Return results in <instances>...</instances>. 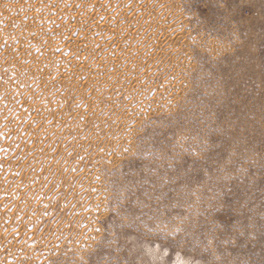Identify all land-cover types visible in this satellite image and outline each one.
Returning a JSON list of instances; mask_svg holds the SVG:
<instances>
[{"label": "rangeland", "instance_id": "rangeland-1", "mask_svg": "<svg viewBox=\"0 0 264 264\" xmlns=\"http://www.w3.org/2000/svg\"><path fill=\"white\" fill-rule=\"evenodd\" d=\"M24 1L0 0V264H264V0H139L167 9L139 22L150 54L83 97L66 82L110 46L53 53L57 30L136 24L99 17L107 0Z\"/></svg>", "mask_w": 264, "mask_h": 264}, {"label": "bare ground", "instance_id": "bare-ground-1", "mask_svg": "<svg viewBox=\"0 0 264 264\" xmlns=\"http://www.w3.org/2000/svg\"><path fill=\"white\" fill-rule=\"evenodd\" d=\"M104 1V0H103ZM138 1L139 0H135V1H131L128 5H125V2H123L124 3V5H122V6H120V7H117L118 6V3L119 2H122V0H107L106 1V3L104 2V6H101L103 9H102V11H101V15L99 16V17H102V18H107L108 20L109 19H117L118 18V16L115 18V16H112V11H114V12H117V14L118 13H122L123 14V16H126L127 18H129L134 24H136V26L138 27V26H140L139 25V22L143 19V18H146V16H148V15H153V14H155V19H154V26L156 27V29L157 30H155V32L157 31H159V29L160 28H162L164 25H165V22H164V18H162L161 16H162V13L164 12V10H167V9H164L165 7H162L161 5H157V6H152V5H150L151 7H139V3H138ZM154 1V0H153ZM23 2H25L24 0H23ZM159 2V1H158ZM30 3V2H29ZM28 3V4H29ZM90 3V2H89ZM91 3H92V1H91ZM91 3H90V5H91ZM95 3H97V2H95L94 1V6H91V7H93V8H95L96 6V4ZM126 3H128V2H126ZM138 3V4H137ZM78 4V3H77ZM87 4V3H86ZM85 4V5H86ZM98 4L99 5H101V0H99L98 1ZM98 4H97V6H98ZM143 3H141V5H142ZM159 4V3H158ZM161 4V3H160ZM89 5V4H88ZM92 5H93V3H92ZM103 5V4H102ZM140 5V6H141ZM80 7V6H79ZM83 9H85V8H87V7H82ZM89 8H90V6H89ZM169 8V7H168ZM79 9H81V8H79ZM88 9V8H87ZM86 9V10H87ZM114 9V10H113ZM171 9V8H170ZM50 10V9H49ZM60 10V9H59ZM90 10V9H89ZM92 10V9H91ZM96 8H95V12H96ZM25 11V10H24ZM80 11V10H79ZM171 11V10H170ZM83 12V11H82ZM87 12V11H86ZM97 12H100L99 10L97 11ZM96 12V13H97ZM111 12V15L110 16H108V14ZM114 12H113V14H114ZM168 12V11H167ZM26 13V12H25ZM58 13V12H57ZM85 12H83V14H84ZM96 13H93L94 15H96ZM166 13V12H165ZM79 14H80V12H79ZM86 14V13H85ZM92 14V13H91ZM90 14V15H91ZM92 14V15H93ZM100 14V13H99ZM166 14H168V13H166ZM57 15V14H56ZM69 15H70V13L68 12V11H63V9H62V11H59V13H58V17H60V18H62L63 16H68L69 17ZM87 15H89L88 13H87ZM87 15H83L82 16V14H81V16H80V18H79V22L80 23H84V21L87 19L86 18V16ZM93 15V16H94ZM115 15V14H114ZM119 15V14H118ZM161 15V16H160ZM164 15V14H163ZM62 16V17H61ZM71 16V15H70ZM92 16V17H93ZM96 16H94V18H95ZM122 17V16H121ZM152 17V16H151ZM164 17V16H163ZM166 17V16H165ZM183 17V16H182ZM49 18V17H48ZM47 18V19H48ZM56 18V17H55ZM55 18H52L51 20H55V21H57ZM71 18V17H70ZM102 18H101V20H102ZM105 18H104V20H105ZM152 18H154V16L152 17ZM89 19H91V16L89 17ZM106 19V20H107ZM176 19H178V17L176 18ZM50 20V19H49ZM68 20H69V18H68ZM129 20V21H130ZM166 20V19H165ZM171 20V19H170ZM48 21V20H47ZM61 21V20H60ZM70 21H73V20H70ZM91 21V20H90ZM117 21H119L118 19L115 21L116 23H117ZM121 21H123V20H121ZM145 21V20H144ZM143 21V22H144ZM174 22H175V19L173 20ZM51 22V21H50ZM63 22V21H62ZM75 22V21H74ZM104 22V21H103ZM110 22H112L111 20H110ZM115 22H114V24H115ZM146 22V21H145ZM166 22H168V20L166 21ZM57 22H55V24H56ZM59 23V22H58ZM78 23V22H77ZM76 23V24H77ZM105 24H106V22H104ZM108 23H109V21H108ZM121 23V22H120ZM119 23V24H120ZM128 23V22H127ZM133 23H132V25H133ZM152 23V24H153ZM169 23V22H168ZM178 23V22H177ZM176 23V24H177ZM69 24V23H68ZM86 24V23H85ZM122 24H123V22H122ZM126 24V23H125ZM125 24H123V25H125ZM147 24H148V22H147ZM171 24V23H170ZM40 25V24H39ZM49 25L51 26H53V22H52V24H50L49 23ZM63 25V24H62ZM78 25H79V23H78ZM110 25V24H109ZM112 25V24H111ZM131 25V24H130ZM143 25V24H142ZM46 25L44 24V27H45ZM51 26V27H52ZM63 26H65V25H63ZM67 26V25H66ZM62 27L61 29H59V30H57L58 29V25H57V31L62 35L63 34V36L62 37H57L58 39L57 40H59V41H56L57 43H55L54 45V47L52 48V52L53 51H55V52H57L58 50V48H65L66 46H68L67 44H69V43H71L70 41L71 40H73V41H75V39H77L78 38V41L76 40V44H78V47H79V49L78 50H81V52L82 51H85V50H87V49H89V47H90V44H91V39H93V37H94V39L96 38V40H93L94 42L93 43H95V42H98V43H100V45H104V42H106V45H108V47L110 46V48H109V50H107L108 51V54H107V57H105V59H103V60H100L101 59V57H100V61H98V59H96L95 60V56H93L92 58H94V60L95 61H93V62H89L88 61V63H90V64H85L86 66L85 67H83V70L81 69V72H74V77L72 78V79H69L66 83V85H67V89L69 90V91H75V92H77V94L79 95V93L82 95V97H83V95H86L85 93H86V91L84 90V89H86V88H84V89H78L77 88V86H78V84H79V82H84V83H88V82H90L94 77H101V78H105L106 76V78H108V76H113V77H121L122 76V73H125L124 71H129V67L128 66H136L137 65V62H138V64L140 63V62H142L143 61V57H145L146 55L148 56V54H150L149 53V51H150V48L148 47L147 49H144L145 47L143 46L142 47V34H143V32H142V34L140 33V31H141V29H139V27L138 28H136V26H133V29L132 30H129V28H128V30H127V28H126V30L124 31V32H122V33H119L118 35L117 34H115L116 36H114L113 34V36L114 37H111V35H109L110 37H106L105 35H101V36H99L98 35V33L96 34V32L93 30V29H89V28H85V30H83L81 33L82 34H80V36H74V34H71L70 33V30H69V27L71 26L72 27V25H68L67 27ZM113 26V25H112ZM111 26V27H112ZM116 26V25H115ZM120 25H118V27H119ZM146 25L144 24V27H145ZM150 26V25H149ZM151 26H153V25H151ZM175 26V25H174ZM38 27V26H37ZM47 27H48V25H47ZM47 27H45V28H47ZM104 27H105V25H104ZM121 27H123V26H121ZM120 27V28H121ZM124 27H123V29H124ZM131 27V26H130ZM143 27V29L145 30V28ZM166 27V26H165ZM40 28V27H39ZM41 28H42V26H41ZM56 28V27H55ZM60 28V27H59ZM105 28H107L108 29V27H107V25H106V27ZM104 28V29H105ZM147 28V27H146ZM178 28V27H177ZM43 29V28H42ZM48 29H50V27L48 28ZM54 29V28H53ZM52 28H51V30H53ZM70 29H72V28H70ZM97 29V28H96ZM122 29V30H123ZM169 29V31L171 30V28H167V30ZM45 30V29H44ZM101 30V29H100ZM118 30H119V28H118ZM151 30H152V28H151ZM154 30V29H153ZM174 30V29H173ZM36 30L34 29V31L33 32H35ZM56 31V32H57ZM106 31V30H105ZM143 31V30H142ZM54 32H55V30H54ZM53 33L52 35H51V33L52 32H50V35L51 36H54V38H55V36H56V34L57 33ZM103 32V31H102ZM117 32V31H116ZM166 32V31H165ZM181 32V31H180ZM179 32V33H180ZM31 33V32H30ZM47 33H49V32H47ZM46 33V34H47ZM100 33V32H99ZM106 33V32H105ZM104 33V34H105ZM154 33V32H153ZM170 33V32H169ZM177 33V32H176ZM34 34V33H33ZM59 34V35H60ZM111 34V33H110ZM140 34H141V36L142 37H140ZM148 34H150V32L148 33ZM158 34V33H157ZM157 34H153V36H155V35H157ZM165 34V33H164ZM37 35V34H36ZM145 35V34H144ZM32 36V35H31ZM41 36H42V34H41ZM159 36H160V34H159ZM46 37V36H45ZM45 37H43L42 39H44ZM140 37V38H139ZM146 37H147V35H146ZM149 37H150V35H149ZM170 37V36H169ZM176 37V36H175ZM51 38V37H50ZM165 38V37H164ZM171 38L172 37H170V39L169 40H171ZM56 39V38H55ZM149 39V38H148ZM147 39V40H148ZM159 39V38H158ZM166 39V38H165ZM165 39H164V41H165ZM173 39H175V38H173ZM184 39V38H183ZM144 40V39H143ZM149 40H152V36H151V39H149ZM178 40V39H177ZM31 41V40H30ZM45 41V40H44ZM154 41H155V39H154ZM154 41L152 42V43H154ZM159 41V40H158ZM181 41V40H180ZM133 42V43H132ZM144 42V41H143ZM157 42V41H156ZM102 43V44H101ZM108 43V44H107ZM145 43H147V41L145 42ZM186 43V42H185ZM132 44V45H131ZM136 45L135 47L133 46V45ZM144 44V43H143ZM151 44V43H150ZM157 44H158V42H157ZM156 44V45H157ZM159 44H161V43H159ZM41 45V44H40ZM40 45H38L37 44V46H40ZM93 45V44H92ZM149 45V44H148ZM152 46V45H151ZM159 46V45H158ZM167 46V45H166ZM173 46V45H172ZM33 47V46H32ZM42 47H43V45H42ZM46 47V46H45ZM77 47V48H78ZM104 47V46H103ZM106 47V46H105ZM114 47H117V48H119V49H127L124 53H127V52H132V54H131V56L133 57V54L134 53H137L138 54V57H136V58H134L133 57V59L131 60V59H127V60H124V58H123V56H122V58L123 59H121V54H120V57H117V49L115 48L114 49ZM162 47V46H161ZM187 47V46H186ZM33 48H35V47H33ZM38 48H41V47H38ZM91 48V47H90ZM100 48H101V46H100ZM107 48V47H106ZM155 48V47H154ZM92 49H93V46H92ZM157 49V48H156ZM159 49V48H158ZM32 50V49H31ZM43 50V49H42ZM48 50V49H47ZM57 50V51H56ZM61 50V49H60ZM90 50V49H89ZM89 50H87V51H89ZM100 50V49H99ZM105 50V49H104ZM170 50V49H169ZM174 50V49H173ZM33 51V50H32ZM37 51V50H36ZM46 51V50H45ZM106 51V52H107ZM152 51V50H151ZM154 51V50H153ZM155 51H157V50H155ZM159 51H161L160 49H159ZM18 52V51H17ZM40 52H42V51H40ZM78 52V51H77ZM76 52V53H77ZM90 52V51H89ZM102 52V51H101ZM101 52L99 51V54H100V56H101ZM43 53V52H42ZM54 53V52H53ZM80 53V52H79ZM83 53V52H82ZM105 53V52H104ZM130 53H129V55H130ZM152 53H154V52H152ZM155 53H157V52H155ZM160 53V52H159ZM20 54V53H19ZM84 54V53H83ZM82 54V55H83ZM86 54V53H85ZM43 55V54H42ZM97 55V54H96ZM106 55V54H105ZM105 55H102V56H105ZM156 55V54H155ZM164 55V54H163ZM70 56V55H69ZM92 56V55H91ZM125 56V55H124ZM128 56V55H127ZM159 56H160V54H159ZM165 56V55H164ZM167 56V55H166ZM73 58V61L72 62H74L75 60L77 61V62H79V60L80 59H82L83 58V56H82V58H81V55H75V56H70V57H68V58ZM126 57V56H125ZM127 58V57H126ZM140 58V59H139ZM162 58H163V56H162ZM175 57H173V59H174ZM139 59V60H138ZM48 59H46V61H47ZM69 60V59H68ZM153 61V60H152ZM161 61V60H160ZM144 62H146V61H144ZM47 63V62H46ZM52 63H55V62H52ZM148 63V62H147ZM153 63H155L154 61H153ZM152 63V64H153ZM134 64H136V65H134ZM149 64V63H148ZM151 64V65H152ZM162 64V63H161ZM30 65V64H29ZM33 65V64H32ZM32 65H30V66H32ZM51 65V64H50ZM142 65V64H141ZM26 66H28V65H26ZM30 66H28V68H30ZM49 66V65H48ZM100 66H102L103 68L102 69H100ZM139 66V65H138ZM137 66V67H138ZM146 66V65H145ZM144 66V67H145ZM153 66V65H152ZM35 67V66H34ZM74 67V66H73ZM126 67H128V70H126ZM140 67V66H139ZM18 68V67H17ZM27 67H25V69H26ZM32 68H33V66H32ZM61 68V67H60ZM72 68V67H71ZM122 68H125L124 69V71L122 72ZM141 68V67H140ZM185 68V67H184ZM21 69V68H20ZM25 69H24V71H25ZM65 69V68H64ZM76 69V68H75ZM135 69V68H134ZM145 69V68H144ZM143 69V70H144ZM147 69V68H146ZM19 70V69H18ZM22 70V69H21ZM30 70V69H29ZM171 70V69H170ZM183 70V69H182ZM24 71H23V73H24ZM28 70L26 69V72H27ZM32 71V70H31ZM68 71V70H67ZM66 71V72H67ZM72 71H77V70H72ZM146 71H148V70H146ZM176 71V70H175ZM25 72V73H26ZM29 72V71H28ZM50 73V72H49ZM63 73H64V71L62 70V69H60L59 70V72L57 73H54V75H63ZM128 73V72H127ZM126 73V74H127ZM145 73V72H144ZM146 73H148V72H146ZM150 73V72H149ZM177 73V72H176ZM153 74V73H152ZM159 74V73H158ZM163 74V73H162ZM53 75V73H52V75H49V76H47V78H49V79H51V77H53L54 76ZM125 75V74H124ZM179 75V74H178ZM64 76V75H63ZM131 76V75H130ZM133 76V75H132ZM144 76V75H143ZM46 77V76H45ZM58 77V76H57ZM57 77H56V79H57ZM47 78H46V80H47ZM60 78V77H59ZM110 78V77H109ZM117 78V79H118ZM137 78L138 79H141V78H139L138 76H137ZM134 79V80H132L131 81V83H132V85H136L138 82H140L138 79ZM147 78V77H146ZM112 79H114V78H112ZM120 79V78H119ZM128 79H130V78H128ZM127 79V80H128ZM173 79V78H172ZM177 79V78H176ZM182 79V78H181ZM45 80V79H44ZM45 80V81H46ZM121 80V79H120ZM123 80H124V78H123ZM38 81H40V80H38ZM44 81V82H45ZM115 81V80H114ZM168 80H166V82H167ZM179 81V80H178ZM41 83V82H40ZM47 83V82H46ZM45 83V84H46ZM52 83V82H51ZM150 83V82H149ZM114 84V83H113ZM38 85V84H37ZM37 85H36V87H37ZM47 85V84H46ZM53 85V84H52ZM103 85V84H102ZM109 85V84H108ZM139 85V84H138ZM141 85V84H140ZM178 85V84H177ZM42 86V85H41ZM40 86V87H41ZM44 86V85H43ZM113 86V85H112ZM129 86V85H128ZM158 86V85H157ZM166 86V85H165ZM168 86V85H167ZM101 87V86H100ZM136 87V86H135ZM138 87V86H137ZM136 87V88H137ZM151 87V86H150ZM2 88V87H1ZM34 88V87H33ZM38 88V87H37ZM48 88V87H47ZM165 88V87H164ZM169 88V87H168ZM176 88V87H175ZM178 88H180V87H178ZM42 89V88H41ZM151 89V88H150ZM177 89V88H176ZM39 89H37V91H38ZM107 90H111V89H109V86H104L103 88H101L99 91H102V92H104V91H107ZM170 90V89H169ZM72 91V92H73ZM154 91V90H153ZM144 92V91H143ZM181 92V91H180ZM105 93V92H104ZM154 93V92H153ZM184 93V92H183ZM4 94V93H3ZM27 94V93H26ZM32 94V93H31ZM162 94V93H161ZM171 94V93H170ZM24 95V94H23ZM1 96H3V95H1ZM25 96V95H24ZM28 96V95H27ZM27 96H26V98H27ZM31 97V96H30ZM157 98V97H156ZM155 98V99H156ZM27 99H29V98H27ZM44 99V98H43ZM139 99H141V98H139ZM174 99V98H173ZM23 100V99H22ZM25 100V99H24ZM163 99H161V101H162ZM34 101H35V99H34ZM56 101H57V99H56ZM142 101L143 100H141V104H142ZM26 102V101H25ZM36 102V101H35ZM40 102V101H39ZM134 102V101H133ZM144 102V101H143ZM24 103V102H23ZM27 103H29V102H27ZM38 103V102H37ZM41 103V102H40ZM44 104H47V105H49V103L47 102V101H45L44 100V102H43ZM130 103V102H129ZM135 103V102H134ZM139 103V102H138ZM91 104V103H90ZM94 105V104H93ZM92 105V106H93ZM131 105H132V102H131ZM131 105H129V107L131 106ZM134 105V104H133ZM158 105V104H157ZM173 105V104H172ZM42 106V105H41ZM40 106V107H41ZM60 106V105H59ZM91 106V108L89 107V111L90 112H92V116H93V112H96V110H95V108H93ZM55 107H57V106H55ZM158 107V106H157ZM49 108V107H48ZM156 108V107H155ZM171 108V107H170ZM37 110V109H36ZM35 110V111H36ZM118 110V109H117ZM122 110V109H121ZM88 111V110H87ZM144 111V110H143ZM32 112V111H31ZM31 112H30V114H31ZM83 112H84V110H83ZM127 113V112H126ZM134 113V112H133ZM29 114V113H28ZM143 114V113H142ZM25 115V114H24ZM130 115V114H129ZM135 115V114H134ZM22 116V115H21ZM34 116V115H33ZM36 116V115H35ZM45 116H47V115H45ZM45 116H43V117H45ZM49 116V115H48ZM123 116V115H122ZM144 116V115H143ZM19 117V116H18ZM43 117H42V119L40 118V120L43 122V124H44V126L41 124V122L40 123H38V124H41L42 126H43V128L44 127H47L48 128V126H49V124L50 123H48L47 122V120H48V118H46L45 117V119H43ZM114 117V116H113ZM133 116H131V118H132ZM139 117V116H138ZM33 118V117H32ZM49 118H51L52 119V117H50L49 116ZM90 118V117H89ZM130 118V117H129ZM19 119V118H18ZM23 119H24V117H23ZM86 119V118H85ZM138 119V118H137ZM26 120V119H25ZM27 120H29V118L27 119ZM31 120V119H30ZM140 120V119H139ZM32 121V120H31ZM37 121H39V120H37ZM49 121V120H48ZM117 121V120H116ZM115 121V122H116ZM23 122V121H22ZM88 122H90V121H88ZM135 122V121H134ZM99 123V122H98ZM102 123V122H101ZM52 124V123H51ZM103 124V123H102ZM79 125V124H78ZM122 125V124H121ZM132 125V124H131ZM55 126V125H54ZM50 127V126H49ZM79 127V126H78ZM128 127V126H127ZM132 127V126H131ZM72 128V127H71ZM125 128V127H124ZM73 129V128H72ZM66 130V129H65ZM27 132V131H26ZM119 132V131H118ZM77 133V132H76ZM113 133V132H112ZM30 134H33L32 132H30ZM29 134V135H30ZM94 134V133H93ZM27 135V134H26ZM34 135V134H33ZM32 135V136H33ZM97 136V135H96ZM107 136V135H106ZM120 136V135H119ZM31 137V136H30ZM115 137V136H114ZM32 138V137H31ZM116 138V137H115ZM39 139V138H38ZM45 139V138H44ZM73 139H75L76 140V137H74ZM102 139V138H101ZM41 140V139H40ZM39 140V141H40ZM75 140H72V141H75ZM112 140V139H111ZM37 141V140H36ZM42 141V140H41ZM105 141V140H104ZM33 142V141H32ZM32 142H30V144L32 143ZM38 142V141H37ZM112 142V141H111ZM42 143V142H41ZM75 143V142H74ZM119 143V142H118ZM28 144V143H27ZM34 143H32V146H34L33 145ZM37 145V144H36ZM29 147H31V146H29ZM28 147V148H29ZM108 147H109V145H108ZM109 149V148H108ZM63 151V150H62ZM107 151V150H106ZM64 152V151H63ZM98 153V152H97ZM96 153V154H97ZM42 156H43V154H42ZM97 159V158H96ZM116 159V158H115ZM92 160V159H91ZM97 164V163H96ZM76 165V164H75ZM101 165V164H100ZM78 167V166H77ZM97 167V166H96ZM74 173V172H73ZM78 173V172H77ZM77 175V174H76ZM84 176V175H83ZM94 176H96V174L94 175ZM76 178V177H75ZM78 178H79V176H78ZM77 180V179H76ZM97 180V179H96ZM91 182V181H90ZM82 183V182H81ZM92 184V183H91ZM98 184V183H97ZM73 187V186H72ZM80 187V186H79ZM79 187H77V188H79ZM87 187V186H86ZM90 187V186H89ZM74 189V188H73ZM86 190V189H85ZM94 191V190H93ZM97 192V191H96ZM20 193H21V191H20ZM98 194V193H97ZM23 195V194H22ZM14 196V195H13ZM103 200V199H102ZM101 201V200H100ZM16 203V202H15ZM18 204V203H17ZM81 204V203H80ZM9 206V205H8ZM14 206H16V205H14ZM18 206V205H17ZM25 206V205H24ZM13 208V207H12ZM15 208V207H14ZM98 208V207H97ZM20 209V208H19ZM22 211H24V210H22ZM97 211V210H96ZM17 213V212H16ZM11 227V226H10ZM9 229V228H8ZM7 229V231H9ZM12 229V228H11ZM15 229V228H14ZM13 229V230H14ZM11 231L12 233H14V231ZM7 233V232H6ZM8 234V233H7ZM182 264H186L185 262H182Z\"/></svg>", "mask_w": 264, "mask_h": 264}]
</instances>
